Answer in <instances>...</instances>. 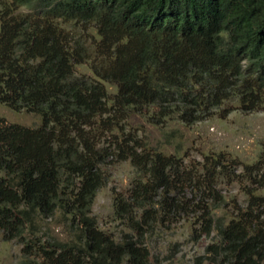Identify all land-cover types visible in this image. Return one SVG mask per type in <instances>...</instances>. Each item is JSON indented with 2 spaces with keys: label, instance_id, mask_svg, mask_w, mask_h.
<instances>
[{
  "label": "trees",
  "instance_id": "obj_1",
  "mask_svg": "<svg viewBox=\"0 0 264 264\" xmlns=\"http://www.w3.org/2000/svg\"><path fill=\"white\" fill-rule=\"evenodd\" d=\"M0 103L42 118L37 128L0 118V231L21 246L18 264H151L147 236L174 212L192 213L198 235L216 230L206 252L222 264H264V155L185 167L128 125L260 109L264 0H0ZM123 161L136 176L113 197L129 231L116 240L91 208L107 167ZM224 183L242 186L245 205L216 222ZM187 188L189 205L178 199Z\"/></svg>",
  "mask_w": 264,
  "mask_h": 264
},
{
  "label": "rangeland",
  "instance_id": "obj_2",
  "mask_svg": "<svg viewBox=\"0 0 264 264\" xmlns=\"http://www.w3.org/2000/svg\"><path fill=\"white\" fill-rule=\"evenodd\" d=\"M21 11L27 12L26 9ZM75 72L77 75L91 76L87 65L75 66ZM105 86L110 95L116 93L114 85ZM232 106L235 108V105ZM232 108L224 117L214 116L192 125L176 120L154 125L148 116L140 115H132L128 125L129 129L138 132L146 146L166 155L180 157L185 167L202 162L206 156L218 154H223L226 160H234L240 165H252L260 155H264V105L250 113ZM0 118L8 124L25 128H37L42 123L40 115L15 112L1 103ZM107 171V182L97 191L91 211L99 229L119 240L123 233L129 231L113 218V197L117 193L127 192L136 172L129 161L115 162L107 167ZM241 189L242 186L234 183L217 186V192L223 196L224 202L214 210L216 222L228 221L235 202L241 207L245 205ZM190 190L187 188L178 196V199L183 198V204H191ZM191 214L186 216L174 212L168 222L157 227L154 234L147 236L146 246L150 252L151 264H222L221 256L214 259L213 255L206 252L218 240L216 230H212L209 235L194 233V217ZM49 227L50 234L58 239H65L61 225L51 223ZM20 249L21 246L16 241H6L0 231V264H18Z\"/></svg>",
  "mask_w": 264,
  "mask_h": 264
}]
</instances>
